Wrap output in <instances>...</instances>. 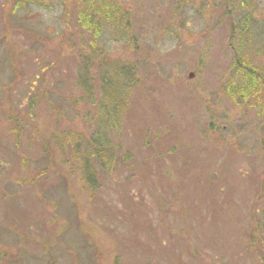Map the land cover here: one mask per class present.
<instances>
[{"label": "rangeland", "instance_id": "374dc122", "mask_svg": "<svg viewBox=\"0 0 264 264\" xmlns=\"http://www.w3.org/2000/svg\"><path fill=\"white\" fill-rule=\"evenodd\" d=\"M22 1L0 0V264H264V96L231 70L248 7L264 72V0Z\"/></svg>", "mask_w": 264, "mask_h": 264}, {"label": "trees", "instance_id": "16d2710c", "mask_svg": "<svg viewBox=\"0 0 264 264\" xmlns=\"http://www.w3.org/2000/svg\"><path fill=\"white\" fill-rule=\"evenodd\" d=\"M24 5L25 0H23L20 5H17V9H20ZM244 5L245 7L247 6L246 3H244ZM82 18L85 23L86 20L92 19V16H90L88 13L85 14V16ZM260 25L261 24L258 23L254 14L252 13V11L249 10L248 7L240 10V13L235 19V23L232 26V33L234 36H237V47L235 48V43L233 40H231V44L234 46L235 54L234 58L232 59L231 70L236 75L241 76L240 78L245 83L249 94L253 95L255 93H261L264 96V72L260 66L253 62V59L250 58L249 55L244 53L245 51L248 53L251 44L260 43V39L263 37V33L260 32L258 29ZM257 31L259 32L258 35L256 34ZM261 42V47H264V39ZM86 60L87 59H83L81 63L82 65L78 67L77 80L86 77V72H88L86 67ZM120 70L121 71H115L114 74L116 76H122V73L128 72L126 78L121 82V84H119V81H117V77H114L113 75H108V78L103 81L104 83L100 91L101 95L99 96V100L97 102L96 107L97 118H95V122H97V126L93 134V142L100 141L101 144V141L105 136L104 134H106L105 130L109 129V132L112 131V128L115 124L111 123V121L115 117V115L118 114L117 112L122 109L123 105L125 104L123 102L125 97L122 98V95L125 92L126 86L134 82L132 72H130L129 70L126 71L125 68H121ZM134 76H136V74H134ZM112 86L115 88L113 89ZM103 87H105L107 92H109L108 94L104 91ZM119 87H123V90L121 92H118ZM105 100H109L111 104L104 103ZM100 118L101 120L97 121ZM89 150L90 149L88 148L86 150H83L80 155L76 154L74 158H78L81 160L82 170H80L79 172L85 182L86 189L89 190V192H92L94 189L91 184L94 183V174L90 171V168L88 167L90 161H92L93 159L96 162H102L100 164V167L103 169L109 164L110 160L108 156V160L106 161L107 154L104 151H99V149L93 148L91 149L92 151Z\"/></svg>", "mask_w": 264, "mask_h": 264}, {"label": "water", "instance_id": "95a60500", "mask_svg": "<svg viewBox=\"0 0 264 264\" xmlns=\"http://www.w3.org/2000/svg\"><path fill=\"white\" fill-rule=\"evenodd\" d=\"M188 77H189V78H191V77H192V75H191V74H189V75H188Z\"/></svg>", "mask_w": 264, "mask_h": 264}]
</instances>
